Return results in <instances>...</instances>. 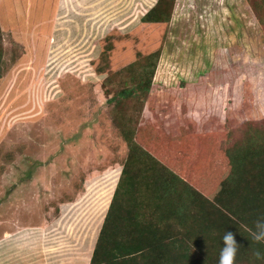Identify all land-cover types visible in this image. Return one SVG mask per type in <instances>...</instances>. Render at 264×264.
Returning a JSON list of instances; mask_svg holds the SVG:
<instances>
[{"label":"rangeland","instance_id":"obj_1","mask_svg":"<svg viewBox=\"0 0 264 264\" xmlns=\"http://www.w3.org/2000/svg\"><path fill=\"white\" fill-rule=\"evenodd\" d=\"M157 1L0 0V264H90L128 155L109 75L113 95L160 49L155 86L225 87L218 144L264 118V25L249 1L176 0L168 24H144ZM128 113L135 124L140 105Z\"/></svg>","mask_w":264,"mask_h":264},{"label":"trees","instance_id":"obj_2","mask_svg":"<svg viewBox=\"0 0 264 264\" xmlns=\"http://www.w3.org/2000/svg\"><path fill=\"white\" fill-rule=\"evenodd\" d=\"M248 1L264 25V0ZM175 4L158 0L141 21L168 24ZM160 53L125 67L113 95L117 75L103 82L128 155L90 264H218L225 232L239 245L234 264H264V241L253 239L264 234V118L243 121L236 139L218 144L225 87L204 80L155 86ZM134 104L135 124L128 118ZM173 104L182 114L174 121Z\"/></svg>","mask_w":264,"mask_h":264},{"label":"clouds","instance_id":"obj_3","mask_svg":"<svg viewBox=\"0 0 264 264\" xmlns=\"http://www.w3.org/2000/svg\"><path fill=\"white\" fill-rule=\"evenodd\" d=\"M253 239L257 242L264 241V234H253ZM223 247L220 250L218 264H234L239 245L236 236L232 232H225Z\"/></svg>","mask_w":264,"mask_h":264},{"label":"crops","instance_id":"obj_4","mask_svg":"<svg viewBox=\"0 0 264 264\" xmlns=\"http://www.w3.org/2000/svg\"><path fill=\"white\" fill-rule=\"evenodd\" d=\"M147 12H148V11H145V12L143 13V16H144ZM143 16H142V17H143Z\"/></svg>","mask_w":264,"mask_h":264}]
</instances>
